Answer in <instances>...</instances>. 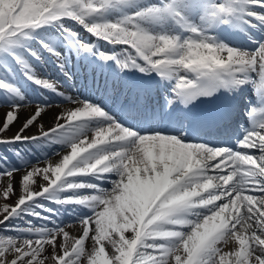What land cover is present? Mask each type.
<instances>
[{"label":"snow or ice","instance_id":"obj_1","mask_svg":"<svg viewBox=\"0 0 264 264\" xmlns=\"http://www.w3.org/2000/svg\"><path fill=\"white\" fill-rule=\"evenodd\" d=\"M111 2L0 0V43H12L27 29L62 17L85 23V17L99 13ZM250 6L264 9V0L221 3L212 0L210 12L225 23L246 15L264 24V11H254ZM174 7L172 0H167L115 22L86 26L99 37L128 46L123 50L127 53L126 60L115 53H100L103 59H116L122 68L175 75L178 96L185 103L211 95L219 87L248 81L264 98V42L254 52H248L218 44L195 26L190 30L196 35L183 42L176 36L153 35L141 26V19L171 13ZM81 44L85 49L92 48ZM129 48L146 64H140ZM181 71L194 73L195 78L181 75ZM22 107L21 103L8 106L0 127V133L5 134L0 143L49 137L58 130L63 133L65 125L58 123L39 136L23 135L45 111L46 105H38L23 127L7 138L6 133ZM257 113H264V108L254 107L251 114ZM105 116L99 106L81 102L56 119L77 121L78 128L83 120ZM68 127L73 126L69 123ZM77 140L71 144L70 154L62 155L54 166L25 171L17 186L19 198L15 205H3L0 224L24 212L42 217L41 212L31 211L30 202L55 192L58 187L65 190L99 187L69 182L68 178L78 173H92L103 179L104 174L115 171L118 179L112 181V189L101 188L99 194L60 201L86 204L93 209L91 216L81 220L82 235L72 237L71 242L69 233L59 227L29 228L34 233L31 237H38L35 240L0 235V264H44L41 254L45 244L52 247L53 260L58 264H264V120L239 142L243 150L184 143L172 135H139L116 122L97 129L95 138L86 147ZM248 150L258 154H249ZM17 171L12 168L0 171V179L6 178L0 196L8 198L13 192ZM213 171L216 174L210 175ZM37 175L47 183L40 191H31L29 185L35 183ZM246 192L254 194L245 195ZM194 208H205L206 212H195L194 219H187L185 213ZM183 227H189V231H182ZM126 231L130 232L127 237ZM58 236L63 240L58 241ZM89 239L91 246L85 249V241ZM230 241L238 245L232 243L229 250H224L221 245H229ZM105 244L109 246L110 257L105 253Z\"/></svg>","mask_w":264,"mask_h":264},{"label":"bare ground","instance_id":"obj_2","mask_svg":"<svg viewBox=\"0 0 264 264\" xmlns=\"http://www.w3.org/2000/svg\"><path fill=\"white\" fill-rule=\"evenodd\" d=\"M42 51V59L44 60L45 63H47L48 67H56L54 66V64L51 62L50 63V58H49V54L47 52L51 51L50 49L54 50L53 48H50L48 45L47 47H45V45H43V48H41ZM44 50V51H43ZM55 55H50L52 57V59L54 60V62L60 66L62 69H67V70H71V67H74L75 70L78 71V65L76 64V66H74L73 63L70 64V61H66L65 59L67 58L68 55L62 56L59 53H53ZM84 60V56L81 54L79 55V65H81V63ZM31 67L30 69L34 70L37 68L35 67V64L32 63H28L27 67ZM40 66V65H37ZM106 67H102V65H100V67H98L97 65L94 67V69L92 70V72L89 74L88 71H86V69H82L81 72H86L89 74V78L86 82V84L84 85V88H87L88 85V81L91 80V83L96 84L97 82H101L102 80V75L104 74V69ZM117 71L115 73V81L117 80V78H121V80L123 82L127 81L129 79L128 75L122 76L121 77V71L119 69H121V66L117 65ZM26 70H28V68H26ZM79 73V71H78ZM28 74H32L31 72H28ZM23 76L20 75L19 78H22ZM32 79H34L33 75L31 76ZM103 80H106V76L103 77ZM132 90L130 92H134L136 90L135 88V81L132 80ZM80 84V83H79ZM26 87V86H25ZM60 90H62L64 93L61 94V96H63L64 98H70L69 101L67 102H61V103H57V104H47L45 107V111L42 112L40 114L39 117H37L36 121H34L33 125H30L27 129L24 130L23 135L25 136H39L41 134V132H47L49 131L51 128L55 127L58 123H64V122H69L72 124L73 127H76L77 121H66V120H57L56 118L58 116L66 115L69 111L74 110L75 107H78L79 104L81 102H83L80 99H75V95L72 93H69L70 91L65 90V88L61 85H59ZM99 89V88H98ZM102 90L105 93V96L108 95L109 93V89L108 87H103ZM73 91V90H71ZM122 91V90H121ZM3 95H0V127H2L4 118H5V112L8 111V106L7 104H3L4 102H13V98H5V97H1ZM16 102V99H15ZM38 105H43V104H38L35 102L32 103H28V104H23V107L21 108L18 117L12 122V124L10 125V131H8L6 133L7 138H11L14 134H16L24 125L25 121L27 118H29L32 114H34V110ZM94 105V104H93ZM131 107V106H130ZM87 120H83L81 122H79V128L80 131L84 128V125H86L88 122ZM69 123L65 124L67 125L66 127H68ZM78 129H76L74 132H76ZM59 131V130H58ZM60 132V131H59ZM71 133V134H65L66 138L63 140L61 137V135L59 134H55L53 136H49V137H43V138H38V139H30V140H17L13 143L22 145L24 148L26 147H30V149L35 150L36 153V159L37 157H41L43 155H46V153L51 152V155L39 160V161H35L32 162L30 160L24 161V162H20L17 163L15 161L11 162V163H7L6 165L1 166L0 165V171H3L4 168H12V169H17V173L14 175V183H13V192L10 194V196L8 198H4L2 196H0V205L3 208L4 204H8L10 206L15 205L17 199L19 198L18 196V189L17 186L21 180L22 175L25 173V171H30L32 167H39V168H44L46 166L49 165H53L55 162H59V159L62 157V155L65 154H70L71 152V144L73 142H75L76 139H78L76 142L81 144L82 146L87 145L88 142H90L92 139L95 138V132L96 130L92 131V133L88 132H80V133ZM152 134V133H151ZM153 134H162L165 135L163 133H159V132H155ZM5 134L0 133V138H3ZM149 135V134H147ZM48 138H55L54 141L49 142ZM70 138V140H69ZM69 140V141H68ZM184 143H193V144H203L206 145L208 147H212V148H218V147H214L212 145H207L206 143L203 142H198V141H182ZM66 143V144H65ZM2 143H0L1 145ZM61 144H63V146H61ZM34 146L38 147L37 149H34ZM60 148L57 151H53V148L57 149ZM41 151V152H40ZM54 152V153H53ZM34 157V156H32ZM30 162V163H29ZM28 163V164H26ZM113 173L115 174L114 177V181L118 179V175L115 171H113ZM82 174V175H81ZM210 175H215L216 173L210 172ZM54 175V174H53ZM97 176V175H96ZM89 177H93V174L91 173H87V174H83V173H78L76 176L70 177L69 182H76V183H84V184H89V179L84 180L85 178H89ZM98 177V176H97ZM35 183H30L29 187L31 189V191H40L42 186L45 185L47 182L43 180L42 177H40L39 175H37L36 177H34ZM74 180V181H73ZM215 183V181H214ZM6 185V178L0 179V192L3 191L4 187ZM92 188V187H90ZM88 187H84V188H79V189H71V190H65L63 187H58L56 189V193H69V194H74L75 196H87L85 190H87ZM103 189H107V190H111L112 188L108 187H103ZM85 192V193H84ZM99 194V193H98ZM39 197L35 198L38 200ZM60 198H66L65 196L60 197ZM34 201V200H33ZM31 201L30 203H33V205H35V202ZM38 206V205H37ZM1 214V213H0ZM92 215V214H91ZM90 215V216H91ZM38 217V216H36ZM39 219V220H38ZM38 219H34L30 224H33L36 226H32V227H38L39 228H43V229H55L57 227L59 228H63L64 231L69 233V242H71V238L72 237H79L80 235H82V231H83V225L81 222L79 223H71V224H66V225H62L60 223H54L51 220H47V219H43L38 217ZM21 221V218H19V216L17 215L16 217H13L11 220L9 221H5L4 223H14V224H19ZM39 225V226H38ZM2 230V227H0V231ZM4 230V229H3ZM28 229H23L22 230V234H25V232ZM5 234V233H4ZM91 235V233H90ZM126 237L128 235H130L129 231L125 232ZM8 236L10 237H20V238H28V236H14L13 233L8 234ZM32 239H37L38 237H31ZM58 241H62L63 237L62 236H58L57 237ZM236 243L238 245V242H233ZM91 246V240H86L85 241V249H88ZM229 246V245H228ZM61 250H57V253L59 254ZM105 253L110 257L111 252L109 249V246L107 244H105ZM41 259L44 260V264H58V261H54L53 260V249L50 245L45 244L42 254H41ZM67 259V257L65 258ZM231 259V257L229 258Z\"/></svg>","mask_w":264,"mask_h":264},{"label":"rangeland","instance_id":"obj_3","mask_svg":"<svg viewBox=\"0 0 264 264\" xmlns=\"http://www.w3.org/2000/svg\"><path fill=\"white\" fill-rule=\"evenodd\" d=\"M131 0H129V2H130ZM134 4H137V0H134ZM199 10H202V9H199ZM198 11V10H197ZM101 15L103 16V17H105L107 20L108 19H111L112 20V22H115V21H117V20H121L122 19V17L121 16H118V15H116V14H114V13H112L111 14V16L110 17H108V15H107V12H106V8L104 7L103 8V12L101 13ZM75 19V18H74ZM79 21V20H78ZM80 22V21H79ZM125 48H123L122 50H124ZM128 51L133 55V56H135L136 55V53H135V50L134 49H131V48H129L128 49ZM135 53V54H134ZM1 54H4V52L3 53H1ZM1 54H0V57H2L1 56ZM123 55L124 56H126L127 55V53H123ZM21 63H25L26 62V58H22V60L20 61ZM0 69H1V66H0ZM1 82V81H0ZM2 166V165H1ZM89 182H90V185H99L98 184V182H95V181H93V180H89ZM102 184V183H101ZM101 187H105L104 185H101ZM1 198V197H0ZM0 210H2V206L0 205ZM0 218H2V215H3V213H2V211H0ZM18 215H21V214H18ZM19 218H21V217H19ZM81 222V221H80ZM76 223H79V222H76ZM15 224H13V223H3V224H0V227H2V230L0 231V235H4V236H8V234H11V233H15L16 231H14V230H11V229H8L6 232H4L5 231V229L3 228V227H5V228H7V227H12V226H14ZM22 225H24L23 223H21V224H18V227H22ZM3 229H4V231H3ZM5 233V234H4ZM14 236H19V235H14ZM46 264V263H45Z\"/></svg>","mask_w":264,"mask_h":264}]
</instances>
